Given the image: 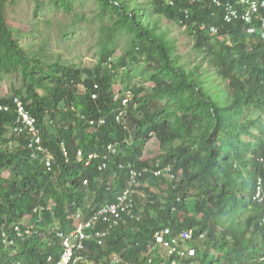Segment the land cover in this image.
Returning a JSON list of instances; mask_svg holds the SVG:
<instances>
[{"label": "trees", "instance_id": "trees-1", "mask_svg": "<svg viewBox=\"0 0 264 264\" xmlns=\"http://www.w3.org/2000/svg\"><path fill=\"white\" fill-rule=\"evenodd\" d=\"M53 1L67 11L74 8V0ZM99 1L103 10L118 15L115 28L133 36L130 64L143 55L152 68L150 78L155 86L150 92L142 94L143 86L135 91L128 88L135 100L129 110L130 132L117 119L125 89L118 98L114 90L117 71L121 65L128 66L127 54L113 65L109 60L116 49L105 46L96 68L65 64L60 56L50 61L42 49L24 46L20 33L7 26L0 0V94L4 73L17 74L22 81L12 94L0 95V102L9 105V110L0 112V264H12L14 259L23 264H50V254L58 261L63 250L59 234H71L132 187L130 162L140 169L150 168L147 175L139 176L142 185L133 194L135 215L131 218L120 212L112 216L111 222L118 223L106 247L83 239L88 255L101 261L122 252L124 264H149V257L158 252L154 248L157 231L169 228L163 235L172 240L191 229L192 238L186 241L193 242L196 254L180 256L177 264H264L263 207L253 199L264 178L261 21L252 23L254 32L242 21L226 24L223 10L209 0L201 4L190 0H174V4L168 0ZM162 16L186 24L198 52L192 64L178 53L177 39L166 24L161 26ZM16 96L38 119L44 143L54 155L51 168L41 152L31 158L21 135L13 134L18 146L9 144L13 138L6 137L7 125L14 121ZM100 118L105 123L92 129L90 121ZM155 133L163 146L176 140L180 144L165 154L143 159ZM110 142L116 143L118 151L105 169H100L104 154L89 165L77 158L80 149L85 156L101 154ZM168 167L177 177L174 182L153 174L152 168ZM3 169L11 175L4 177ZM148 177L154 190L143 184ZM104 217L101 213L100 226L106 223ZM30 221L35 224L33 233L18 242L16 254L14 247H2L3 231L11 233L9 225L19 222L24 227ZM154 261L162 264L159 257Z\"/></svg>", "mask_w": 264, "mask_h": 264}, {"label": "rangeland", "instance_id": "rangeland-1", "mask_svg": "<svg viewBox=\"0 0 264 264\" xmlns=\"http://www.w3.org/2000/svg\"><path fill=\"white\" fill-rule=\"evenodd\" d=\"M2 3L7 26L15 34L20 33L24 46L30 49H42V55H47L50 61L60 56L65 64L80 68H96L101 57L100 50L110 45L116 49L110 57V63L116 64L121 55L125 54L128 63L127 67L121 65L117 71L115 93L125 88H133L135 91L143 86L145 89L142 94H145L154 88L155 84L150 78L152 68L144 61V56H138L139 59L134 58L135 60L130 64L132 61L130 54L134 46L132 34L126 29L115 28L118 15L111 9L103 10L104 4L99 0H74V8L71 11L56 5L53 0H2ZM160 22L161 26L166 24L171 36L177 39V51L183 55V60L192 64L198 52L194 51L193 36L188 33L187 27L179 25L174 20L169 21L165 16L160 17ZM113 28L115 29L112 32ZM161 31L163 32L164 29ZM223 37L225 36L219 38ZM105 42L109 43L104 44ZM21 84L22 81L17 74L4 73L0 95L12 94L21 87ZM81 89L84 90L82 86ZM49 129L56 131V127L52 124H49ZM17 143L16 139L11 141L12 146ZM179 144L180 141L176 140L163 146L158 134L155 133L146 144L143 159L155 158L160 153L165 154L169 148ZM3 172L6 177L11 174L9 169H4ZM145 184L152 187L149 177L145 180ZM152 188L154 190L156 187ZM166 188L165 185L162 186V190ZM91 194L94 196L93 192ZM25 224L35 226L31 221Z\"/></svg>", "mask_w": 264, "mask_h": 264}, {"label": "built area", "instance_id": "built-area-1", "mask_svg": "<svg viewBox=\"0 0 264 264\" xmlns=\"http://www.w3.org/2000/svg\"><path fill=\"white\" fill-rule=\"evenodd\" d=\"M194 4H201L205 0H190ZM211 4L220 7L223 10V21L226 24H236L239 21L244 22L248 26L249 32H254L255 28L252 26V23L256 20L261 21L262 26H264V0H236L232 2L231 0L223 1V0H209ZM171 4H174V0H169ZM188 13V10H186ZM213 32H216L217 29L215 27L212 28ZM128 101V98L125 99V102ZM16 112L18 114V119L16 121L15 131L17 133H26L29 138V143L32 148H34L37 152H46V148L43 145L42 136L37 127V119L33 116L28 109L24 101L16 97L14 99ZM8 109L6 105L0 103V111ZM67 153V152H66ZM81 154V152H80ZM68 155V153H67ZM81 155L79 159H82ZM50 164V162H49ZM108 166L107 162H104L100 165V169H104ZM134 176L133 182H136V171L132 170ZM159 173V172H157ZM132 189H128L124 192L122 196L119 197V201L116 204L111 205L109 211L113 213V215H118L121 211H127L130 213L132 217H134L131 209L133 207L132 203ZM256 199L260 202H264V186L260 187ZM107 210L101 211L102 214L105 215L104 220H110L109 216L105 214ZM96 215L93 219L87 221L86 223H80L76 230H74L71 234L65 235L60 233L59 236L62 238V260H60L57 264H77L80 259L79 250L85 248V243L83 239L88 240L89 235L85 232V227L92 226L100 217ZM12 230L14 235H7L6 233L3 235V242L5 245L9 243H13L12 237H22L25 233L23 231L22 225L18 223H14L12 225ZM169 228H165L162 231H157L155 233L156 243L161 246L167 247L168 256L174 257L172 264H177L180 256H186L191 253L194 254V250L190 249V247L183 244L187 242L186 240H190L192 238V230H183L181 231V237H177V239L173 238L172 240L166 239L164 237V233H168ZM107 232H98L99 243H103V237L106 236ZM203 237V235H202ZM116 261H120L119 257L116 256ZM261 260L264 262V251L261 257Z\"/></svg>", "mask_w": 264, "mask_h": 264}, {"label": "clouds", "instance_id": "clouds-1", "mask_svg": "<svg viewBox=\"0 0 264 264\" xmlns=\"http://www.w3.org/2000/svg\"><path fill=\"white\" fill-rule=\"evenodd\" d=\"M168 2H169V0H168ZM170 3V2H169ZM174 3H175V1H174ZM171 4V3H170ZM177 23V22H176ZM179 24V23H178ZM179 25H184L183 24V21H181L180 22V24ZM184 26H186V24L184 25ZM213 28V27H212ZM216 28V27H215ZM264 32V31H263ZM212 33L213 34H217V31L216 32H213V30H212ZM264 34V33H263ZM83 87V86H82ZM125 92H124V98L122 99V103L120 104V107L118 108V112H117V119H118V121H119V123L120 124H122L129 132L131 131L130 130V125H129V110H130V106H131V102L133 101V98H134V94H133V91L131 90V89H128V88H125V90H124ZM116 94V96H115V98H118L119 97V95H120V92L119 93H115ZM95 97H96V95H94ZM16 97H19V96H16ZM15 97V98H16ZM14 98V99H15ZM20 98V97H19ZM126 98H128V101L127 102H125V99ZM14 99H13V103L15 104V102H14ZM22 99V98H21ZM23 100V99H22ZM24 101V100H23ZM1 103V102H0ZM24 103H25V101H24ZM4 105H6L7 107H8V109H4V110H2V111H6V110H9V105H7V104H5V103H3ZM25 105H26V103H25ZM29 111V110H28ZM1 112V111H0ZM30 112V111H29ZM15 115H14V121H13V124L10 126L9 124L7 125L8 127H9V130H8V132H7V134H6V137L7 138H13V134H17V135H21L24 139H25V143L27 144V148L29 149V151L31 152V158L32 159H36V158H38V155H37V151H35L34 150V148H32L31 146H30V143H29V138L27 137V134L26 133H17V131H15V127H16V121H17V119H18V114H17V112H16V110H15ZM31 113V112H30ZM32 114V113H31ZM33 115V114H32ZM34 116V115H33ZM37 119V118H36ZM105 123V118H100L99 119V121L98 120H96V119H92L91 121H90V124H91V128L92 129H94V128H98V127H100L101 125H103ZM93 126V127H92ZM37 127H38V129H39V131H40V134H41V136H42V140H43V145H44V147L46 148V152H41L44 156H45V159H46V164H47V167L48 168H51L52 167V163H53V161H54V155H53V153H52V151L50 150V148L49 147H47L46 145H45V143H44V138H43V134H42V131H41V128L39 127V123H38V119H37ZM154 135V134H153ZM152 135V136H153ZM14 139V138H13ZM12 139V140H13ZM128 139H131V138H129L128 137ZM11 140V141H12ZM132 140V139H131ZM6 141L7 140H5V142L4 143H6ZM11 141L9 142V144L11 145ZM16 146H18V143L17 144H15V146H13V147H16ZM62 147H63V149L65 150L64 151V153H68V150L66 149V144L65 143H62ZM117 151H118V146L116 145V143H114V142H110L109 143V145H108V148H107V150L106 151H104L103 153H101L100 154V152H92V153H90L88 156L86 155L85 156V154H84V151L82 150V149H80V150H78V152H77V158L79 159V157L82 155L83 156V158L82 159H79V161H82V162H85L86 163V165H89L95 158H99V157H101L102 156V154H104V158H105V160H104V162H107V164H108V161H109V159L111 158V157H113V155L114 154H117ZM80 152H81V154H80ZM67 153H66V156H68L67 155ZM87 158V159H86ZM86 159V160H85ZM264 160V157H261V161H263ZM49 162H50V164H49ZM103 162V163H104ZM103 163H101V164H103ZM100 164V165H101ZM127 166H128V169H129V176H130V179H131V184H132V187L131 188H129V189H132L133 190V192H132V203H133V207H132V209H131V212H133V214H134V208H135V200H134V198H133V194H137L138 193V187L139 186H141L142 184V182L139 180V176H144L143 174H145V175H147V173H149L150 172V168L148 167V166H144L143 168H137L133 163H128L127 164ZM108 167V166H107ZM106 167V168H107ZM121 167H126L124 164H122L121 165ZM105 169V168H104ZM4 170V169H3ZM132 170H134V171H136V182H133V176H134V174H133V172H132ZM152 171H153V174L156 176V177H159L160 175L162 176V177H165V178H167L170 182H174V179H175V181H176V179H177V177H176V175L174 174V173H172V169L170 168V167H168L167 169H165V170H162V169H153L152 168ZM11 172V171H10ZM157 172H159V173H157ZM3 174H4V172H3ZM11 175V174H10ZM4 177H6L5 175H4ZM7 177H9V176H7ZM143 184L146 186V184L143 182ZM264 186V178H262V180L260 181V183L259 184H257V188L255 189V193H254V197H253V199H254V201L255 202H257L258 204H260L262 207H263V210H262V213H261V224L264 226V202H260L259 200H257L256 199V195H257V192H258V190H259V188L260 187H263ZM174 188L176 189V187L174 186ZM108 189H109V191H111L112 190V186L109 184V186H108ZM142 195H144V194H142ZM179 200H180V198H178ZM119 201V200H118ZM118 203V202H117ZM113 204H116V203H113ZM113 204H110L109 202L106 204V205H104L103 206V209H102V211L103 210H107V212H105V214L107 215V216H109V218H110V220H104L103 222H106L105 224H104V226H100L101 224L100 223H102V222H99L98 220L95 222V223H93V225L92 226H89V227H85V230L87 229V228H90V227H92L93 228V230L92 231H90V232H86L88 235H89V238H88V241H90V242H94L96 245H98L99 247H106V243H107V240H108V238H109V236L111 235V233H112V230L115 228V226H116V224L118 223V222H116V221H114V223H112L111 221L113 220V218H112V216H113V213H111L110 211H109V208L111 207V205H113ZM121 212H126L127 214H129V216L131 217V218H133L131 215H130V213L129 212H127V211H121ZM135 215V214H134ZM104 219V218H103ZM15 223H18V224H22V223H19V222H15ZM14 223H12L11 225H9V229H10V231H11V233H9L7 230H4L3 231V234H2V238H1V243H2V247L3 248H7V247H9V246H12V247H14L15 248V246L16 245H18V242L19 241H24V240H26V238L29 236V235H31L32 233H33V231L31 230V227L32 226H29V225H25L24 227L22 226V228H23V231L25 232L24 234H23V236L22 237H12L13 238V243H9V244H7V245H5L4 244V242H3V235L6 233L7 235H9V236H11V235H14V233H13V230H12V225H13ZM80 225V224H79ZM78 225V226H79ZM100 226V227H99ZM95 229V230H94ZM165 229V228H164ZM104 231H106L107 232V234H106V236H104L103 237V243H99V236L97 235V233L98 232H104ZM179 237V236H178ZM155 243H154V248H158V252L157 253H155L153 256L151 255L150 257H149V259H148V263L149 264H155V261H154V259L156 258V257H159L160 259H161V262H162V264H172V262H169L168 261V258L170 257V256H168V249H167V247H164V246H161L160 244H157L156 243V238H155V241H154ZM193 242H190V243H188V242H184L183 244H185L186 246H188V247H190V249H192V250H194V254H191V253H189V255H195L196 254V248H195V246L192 244ZM61 245H62V243H61ZM86 244H85V248L84 249H81V250H79L78 252H79V255H80V259H79V261L77 262V264H124V257H123V254H122V252H113L112 254H111V256L110 257H105V258H103V259H101V261H96L95 260V256H93V255H88L87 254V252H85V251H88V247L86 248ZM51 247V246H50ZM159 250H162V251H159ZM18 251V249L17 248H15L14 249V252H13V254H16V252ZM62 253H63V250L61 251V257H60V259L58 260V261H55L54 259V255H52V254H50L49 255V257H48V261L50 262V264H57L60 260H62ZM116 256H118L119 257V259H120V261H116L115 260V258H116ZM181 258H179L178 259V261L180 260ZM262 261V260H261ZM263 262V261H262ZM178 263V262H177ZM12 264H23L20 260H17V259H14L13 260V262H12Z\"/></svg>", "mask_w": 264, "mask_h": 264}, {"label": "crops", "instance_id": "crops-1", "mask_svg": "<svg viewBox=\"0 0 264 264\" xmlns=\"http://www.w3.org/2000/svg\"><path fill=\"white\" fill-rule=\"evenodd\" d=\"M176 22V21H175Z\"/></svg>", "mask_w": 264, "mask_h": 264}]
</instances>
